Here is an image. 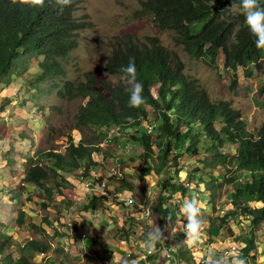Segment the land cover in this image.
I'll use <instances>...</instances> for the list:
<instances>
[{"label": "trees", "instance_id": "16d2710c", "mask_svg": "<svg viewBox=\"0 0 264 264\" xmlns=\"http://www.w3.org/2000/svg\"><path fill=\"white\" fill-rule=\"evenodd\" d=\"M211 1L229 4L228 0H147L145 6L147 9L157 8L158 2L159 8H164L165 17L158 16L160 26L166 24L174 29L176 42L185 45L197 59H207L202 56L210 54L209 51L203 52L204 42L220 45L219 37L202 39L194 25L200 23L201 30L210 26L225 28L227 34H231L234 26L239 24L235 34L237 41L233 50L227 51V60L233 67L258 60L262 50L256 48L255 37L245 28L243 18L226 16L222 10L210 5ZM80 2L72 0L61 12L55 0H46L43 8L14 6L11 0H0V97L4 101H11V96L23 87L21 77L27 75L31 59L36 60L34 79L30 76L24 84L32 90L40 93L41 83L65 79L62 61L76 49L80 33L90 25L75 17ZM111 48L105 72L121 76L120 69L133 58L137 80L143 85L144 103L138 108L129 107V94L123 81L98 80L92 73L85 74L84 81L62 80L63 96L86 101L74 116L73 129L82 133L83 128H91L94 137L81 136L78 142L68 137L64 152L44 149L23 158L22 172L17 177L25 188L22 192L44 200L41 203L44 209H54L47 201L55 199H63L61 202L69 208L83 196L71 184V179H80L107 194L112 192L114 208L125 206L117 196L122 194L124 199L132 201L123 218L124 222L127 220L132 225L126 227L123 222L120 226L116 218L111 217L110 208L106 205L109 200L103 195L97 197L90 193L84 210L103 209L110 221L119 226L121 237L133 244L149 264H191L194 261L187 245L179 244L186 239L183 230L182 235L177 236V242L168 240L166 234L171 227H176L177 219L187 223L186 219L178 216L180 207L186 199H196L200 217L210 218L206 227L221 231L228 228L237 236L236 239L233 236L235 243L244 242V246L237 250L239 258L245 264H257L259 257L264 256V241L260 240L259 234L264 223V123L256 133L248 132L239 113L226 103L211 102L205 99L203 92L200 100L194 101L188 95L194 83L183 74V65L172 64L169 51L155 38H147V43L139 44L137 39L125 36ZM149 108L156 114L153 120L148 115ZM150 127L152 131L148 133ZM112 128L118 135L107 138L105 131ZM115 137L120 147L126 148L132 143L134 150H128L124 157H132L136 149L141 150V167L157 179L156 185L153 184L157 193L153 189V200L147 207L149 215H160L159 226L162 228L168 223L167 217H172L170 227L164 231L165 241L156 244L154 251H146L143 246L152 227L135 225L136 221L149 217L141 216L146 209H142L137 201L135 186L126 179L107 174L101 162L95 159L100 152L99 145ZM183 157H187L189 162L194 161L196 168L193 171L181 165ZM92 170H98L97 178L92 176ZM214 171H219V174L214 176ZM205 172H209L206 178ZM235 183L232 188L235 198L248 197L251 204L244 206L230 202L225 205L230 209L224 215L212 216L209 210L216 211L217 189ZM20 193L13 191L8 199L19 206ZM176 195L179 198L173 200ZM236 207L238 211L234 210ZM164 208L168 210L165 215ZM24 211L23 208L18 212L15 228L25 223ZM43 221L50 225L47 219ZM239 224L248 231L246 237L241 238L234 233L233 229L238 230ZM17 234L15 229L9 234L0 233V264H34L25 256L27 251L48 254L52 250L48 244L35 239L19 243L15 240ZM207 245L210 244L207 242ZM125 259L134 262L136 258L128 255Z\"/></svg>", "mask_w": 264, "mask_h": 264}, {"label": "rangeland", "instance_id": "374dc122", "mask_svg": "<svg viewBox=\"0 0 264 264\" xmlns=\"http://www.w3.org/2000/svg\"><path fill=\"white\" fill-rule=\"evenodd\" d=\"M141 1L143 0H81L77 6L75 17L90 25L80 33L76 49L62 61L66 73L65 79H51L48 82L41 83L40 93L37 90H32L26 83L24 84L30 76L34 79L36 60L31 59L26 72L27 75L21 77L23 82L21 90L19 89L11 96V101H4L0 97V113L6 112L0 116L1 194L8 195L13 191L18 192V189L14 187L16 183L18 188H21L20 192L25 191V188L22 189L20 186V180L17 179L19 170L16 168L23 158L32 156L35 152L44 149L64 152L68 137H71L74 141L80 140L81 136L85 138L94 137L91 128H83L82 133L73 129L75 126L74 116L86 101L81 98L70 99L69 95L63 96L61 89L64 81L62 80L84 81L85 74L92 73L98 80L106 79L112 83L122 81L119 75L107 74L104 67L106 58L111 55V46L115 47L124 35H130L143 41L148 36H156L161 44L178 56L177 60L183 64V71L190 78V81L203 89L212 101H229L232 108L241 113L242 118L247 123V130L256 131L264 122V60L261 61L259 71L252 68L249 69L250 73L246 74L239 69L235 77L232 76L231 72L224 69V66L220 64V59L218 64L216 63L214 67H211L205 61H201L194 55L187 54L181 47L175 46L169 33L158 32L149 20L150 17L144 18L140 13ZM234 78L236 79V87L233 86ZM2 96L4 97V95ZM41 109L44 110L41 111ZM148 115L150 120H153L156 116L151 108L148 109ZM105 133L109 138L114 136L117 131L112 128L106 130ZM126 137L128 138V135ZM131 145L132 143L127 148L120 147L117 137L110 142L105 140L99 145L100 152L95 156V159L101 162L107 174L111 173L119 178L126 179L132 186H135L138 203L143 205L144 209H147L154 196V190L151 186L156 185L157 180L154 174H150L141 167L142 163L139 161L141 150L136 149V153H133L132 157L131 155L124 157L128 150H134ZM5 164L8 167L6 169L1 168ZM181 165L191 171L196 168L194 161L189 162L187 157L181 159ZM208 173L203 174L205 178ZM213 174L216 176L219 171H214ZM10 175L14 178H11ZM75 184L84 191L88 189L82 183L75 182ZM236 184L232 186L225 184L222 189H217L214 200L216 211H210V208H208L212 216L224 215L228 211L227 209H230V206L226 207L225 205L230 202L244 204V206L251 204L248 197L240 200L235 198L232 188ZM1 194L0 233L12 232V229L16 226L14 211L17 208H24L27 212V214L25 213V223L20 229H15L19 233L16 241L25 242L29 239H36L48 244L54 250L57 246L55 237L60 234L61 229L64 230L62 227L66 226L67 220L72 223L70 214L68 215L65 209H61L63 206L56 204L54 200H50L47 202L54 209H44L41 206L44 200L34 194H26L25 192L21 193L20 204L16 206L10 203L7 196ZM178 198L179 196L176 195L173 200ZM172 201L168 202L171 203ZM86 203H88L87 198H83L81 203H77L73 210L82 209L83 204ZM117 207H120V209H117L116 222H119V225L122 226L123 218L126 217L127 212L121 206ZM165 208L167 207L165 206ZM165 208L164 215L168 213ZM219 209H223L224 213H221ZM73 210H70L69 213ZM234 210L238 211L239 208L236 207ZM44 218L47 219L50 225L44 223ZM74 218H77L76 215H74ZM79 218L84 222H89L84 219V215H80ZM200 219L202 221L200 240L191 248L187 246L188 252L194 260L191 264H205L209 255L216 260L226 257L228 264H231L232 254H237V250L244 246L242 244L244 242H236V244L233 241L234 234L228 228L227 231H225V228L223 231L216 228H207L206 224L210 220L209 217L201 215ZM242 220L245 219L242 218ZM152 222L160 225L161 216L158 214L149 215L147 219L136 221L135 225L141 228L153 227ZM72 224L74 225V223ZM110 224L118 232L119 226H116L113 221ZM125 225L127 227L132 223L126 220ZM135 225L133 226L137 227ZM89 227L92 229V223L89 224ZM261 227L263 230L259 232L260 240L264 241V223L261 224ZM233 231L235 234L241 235V238L246 237L248 233L241 224H239L238 230L234 228ZM96 234L91 233V236L96 238ZM166 235L168 240L173 242L178 240L177 236H181L182 233L178 231L173 235L170 229L167 230ZM236 237L234 236L235 239ZM85 238L86 235L83 239ZM183 241L181 240L179 244L185 245ZM207 242L210 244L209 246ZM133 250L135 249L133 248ZM200 250L202 251L199 252ZM206 252H209V255ZM25 256L30 257L34 264L35 262L41 264L42 255L27 251ZM257 264H264V256L259 257Z\"/></svg>", "mask_w": 264, "mask_h": 264}, {"label": "clouds", "instance_id": "9594fccd", "mask_svg": "<svg viewBox=\"0 0 264 264\" xmlns=\"http://www.w3.org/2000/svg\"><path fill=\"white\" fill-rule=\"evenodd\" d=\"M228 1H229V4L224 3L223 1L222 2L211 1L210 5L217 7L218 9L222 10L223 13L228 17L233 18V17L241 16L243 18V24H244L245 28L247 29V31H249L251 33V35L253 37H255V40H254L255 46L257 49L262 50V55L256 61L249 62L246 65H237L236 67H233L232 64L227 60L226 53H227V51L233 50L232 48L237 41L235 34H236V31L240 27L239 24H236L234 26L231 34H227V29H225V28H216V27L210 26V27L205 28L204 30H201L202 24L197 23V25L196 24H194V25H195L196 29H199V30H197V32H200L202 39H204L208 36L212 37V38L213 37H219L220 38V45H214L212 42H209V41L204 42L203 41L204 42L203 52L209 51L210 54L206 55V57L202 56V57L207 58V59H201V61H205L209 66L214 67L216 65V63L218 64L219 59H220V64H222L224 66L225 70L231 72L233 77L236 76V73L238 72L239 69L243 70V72H245L246 74H249L250 73L249 69H252V68L258 69V71H259V69L261 68V61L264 60V0H228ZM71 2H72V0H55L56 5L59 6L61 12L63 11V8L65 6L70 5ZM146 2H147V0L141 1L140 13L144 16V18H147V16H149L150 17L149 20L152 22V25L154 26V28L158 32L169 33L171 35V40H172L173 44L177 47H181L187 54H190V51L185 47V45L176 42V40H175L176 32L174 29H172L170 26H168L166 24L160 26L158 16H164L165 17V14H164L165 12L163 11L164 8H159V3L157 2L156 3L157 8L147 9L145 6ZM45 3H46V0H11L12 5H14V6L18 5V6L27 7V8H43L45 6ZM76 12H75V14H76ZM125 36H130V35H124V36H122V38ZM189 36L192 39V34ZM147 38L157 39L159 44L162 47H164L167 51H169L170 55L172 56L171 57L172 64L174 62H177L180 65L181 62L177 60L178 56L175 53H172V51L170 49H168L167 47H165L163 44H161L160 40L156 36H152V35L148 36L145 38L144 41L139 40V39H137V40L139 41V44H143V43H147ZM183 70H184V66H183ZM120 71H121V77L120 78L123 81V83L125 84L126 91L129 94V98H128L129 107H131V108L140 107L144 103V97L142 95L143 85L140 82H138V80H137V69L135 66L134 59L130 58L127 66L122 67L120 69ZM183 74H185L184 71H183ZM233 84H234L233 86L236 87V79L235 78L233 80ZM201 92L204 93L205 99L208 98L211 102H214V103H219V102L220 103H226L228 105V107L231 108V110L238 112L240 119L245 122L246 129H247V123L242 118L241 113L239 111H237L236 109L232 108L229 101H226V100L212 101L209 98L208 94L203 89L199 88L198 85H196L195 83H194V85L192 84L191 90L188 93V95L194 101H198V100H200V93ZM257 95H258V93H257ZM43 110L44 109H41V111H43ZM194 125L198 126L197 124H194ZM257 130L256 131L247 130V131L256 133ZM151 131H152V127H150L148 129V133H151ZM78 141H74V142H78ZM6 147H7V145H6ZM230 150L232 151V148ZM9 152H7V153H9ZM4 156H6V155L4 154ZM234 164L236 166V162H234L233 165ZM16 165H17V162H16ZM18 165L19 166L18 167L16 166V168L19 170V174H20L22 172V161ZM6 167H8L7 164H5V166L3 168L6 169ZM97 172H98V170H92V176L94 178H97V175H98ZM11 178H14V177L11 176ZM70 181L74 187L76 186L73 184L74 181L82 183L85 187L91 186L88 183H83L82 181H80V179H72ZM20 186H21V182H20ZM14 187H15V189H18V192L21 190L20 187L18 188L17 183L14 184ZM21 187L23 188V186H21ZM151 188L154 189L153 186H151ZM96 190H97L98 194L95 196L100 197L103 195V196H106L109 201L113 200L112 192L107 194L106 191H102L99 189H96ZM154 190H155V193H157V190L156 189H154ZM110 191H111V187H109V189H108V192H110ZM21 193H20V197H21ZM104 193L106 195H104ZM8 195L6 194L4 196L8 197ZM204 195L206 196L208 194H204ZM62 200L63 199L57 201L55 199L54 201L56 204H60ZM10 203L12 205H16V203H13L11 201H10ZM16 206H18V205H16ZM130 206H128V207L123 206L122 209L124 208V211L128 212L130 209ZM140 207L142 209H144L143 205H141V204H140ZM61 209H65V208H61ZM219 210L221 213H224L223 209H219ZM21 211H23V208H21V209L17 208L14 211L15 220H17L18 212H21ZM65 211L69 215V212L66 209H65ZM24 212L27 214L26 211H24ZM148 215H149V212L147 210V212L145 211V214H143L141 216H148ZM178 216L180 218L182 217V218L186 219L187 223L183 224L181 219H177L176 220V227H171V232L173 235H175V233L178 232L177 230H183L184 233L186 234V239L183 241V243L191 248L197 244V242L200 240V237H201L202 221L200 219V207H199L198 201L196 199H186L183 202L182 206L180 207ZM171 221H172V217L171 216L167 217L168 223L165 225L164 228H162L161 226L156 225L154 222H152L153 223L152 230L147 233L146 240H145L144 245H143L146 251H149V252L154 251L156 244L163 243L165 241L164 231L170 227ZM20 228L14 227L13 229H20ZM65 228L68 231H70L73 238H76V236L78 235V232H77V230H75V231L73 230L75 227L71 222H69V220H67ZM59 232H61V231H59ZM1 233H6V232H1ZM181 233H182V231H181ZM6 234H9V233H6ZM17 236H19V234H17ZM17 236L15 235L16 239H17ZM79 236L81 239H83L85 237V235H79ZM29 240H31V239H29ZM60 241L62 242L63 240L60 239ZM25 242L21 241L19 243L24 244ZM36 254L42 255L41 260H46L48 258V255H49V253L48 254H42V253H38V252H36ZM142 256H143V259L145 261V256L144 255H142ZM26 257H28V256H26ZM28 258L30 259V257H28ZM32 262L34 263L33 260H32ZM35 264H37V262H35ZM205 264H228V261H227L226 257L223 259H220V260H216V259H213L211 255H209L207 260L205 261ZM231 264H245V261L243 259H240L238 254H232Z\"/></svg>", "mask_w": 264, "mask_h": 264}, {"label": "crops", "instance_id": "0c3cea01", "mask_svg": "<svg viewBox=\"0 0 264 264\" xmlns=\"http://www.w3.org/2000/svg\"><path fill=\"white\" fill-rule=\"evenodd\" d=\"M1 184L0 188L2 187ZM73 184L76 185L75 181ZM75 188L83 196L78 198L77 202L73 203L69 208L65 207L64 203H60L68 212L75 209L77 203H81L82 199L87 198L90 193L98 194L97 190L92 186H88L86 191L82 190L78 185ZM1 195L4 196V194ZM86 204H83L82 209L78 208L76 211L73 210L69 213L71 221L78 232L76 238H73L70 231L65 227H62L64 230L61 229V234L55 237L57 246L49 252L46 260H40L41 264H149L145 262L146 260L144 261L140 251L133 244L123 239L110 226L109 215L103 209H94L95 211L87 212L84 210ZM112 204L113 202L111 201L106 202L110 209L113 208L109 214L111 217L116 218L117 209H120V207L114 208ZM74 215H76V219ZM80 215H84V219L89 222L81 220L79 218ZM91 223L92 229L89 227ZM91 233H97V237L91 236ZM79 235H86V238L81 239ZM60 239L63 241L61 242ZM128 255L135 256V261L129 262L125 259Z\"/></svg>", "mask_w": 264, "mask_h": 264}, {"label": "built area", "instance_id": "2783aa9c", "mask_svg": "<svg viewBox=\"0 0 264 264\" xmlns=\"http://www.w3.org/2000/svg\"><path fill=\"white\" fill-rule=\"evenodd\" d=\"M104 195H106V194L104 193ZM117 196H118V198H119L120 201H124L125 202V206L128 207V206L131 205L132 201L131 200H128V199H124V197H123L122 194H118Z\"/></svg>", "mask_w": 264, "mask_h": 264}]
</instances>
